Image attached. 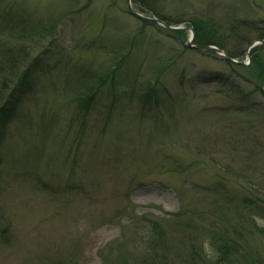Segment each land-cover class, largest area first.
Instances as JSON below:
<instances>
[{
  "label": "rangeland",
  "instance_id": "1",
  "mask_svg": "<svg viewBox=\"0 0 264 264\" xmlns=\"http://www.w3.org/2000/svg\"><path fill=\"white\" fill-rule=\"evenodd\" d=\"M146 1L232 51L264 26V0ZM176 31L0 0V264H264V79Z\"/></svg>",
  "mask_w": 264,
  "mask_h": 264
},
{
  "label": "trees",
  "instance_id": "2",
  "mask_svg": "<svg viewBox=\"0 0 264 264\" xmlns=\"http://www.w3.org/2000/svg\"><path fill=\"white\" fill-rule=\"evenodd\" d=\"M132 1L140 10L143 11V13L153 12V8H151V6L149 5V3L146 0H132ZM154 14L159 19L166 22L168 25L180 26V23H179V25H178V23H176V25L171 24L168 22L167 19L161 18V16L157 15L156 13H154ZM180 22L182 23V21H180ZM231 25H232L231 28H232V30H234L235 35H239L238 32H240L241 30L243 31L245 28H248L251 26V25L247 26L245 24V22L244 23L240 22L239 24L232 23ZM192 26H193V30L195 33V38H194V44L195 45H199V46L213 45V46H216V47L224 50L229 57L236 59L238 61H239L241 56L246 55L245 49L240 50V46H243V48L245 47V44L243 43V37H240V36L237 37V40L238 39L239 40H238V43L236 44V49L232 51V50L227 49L222 44L221 41L215 40V37H213L211 33L207 34L203 29H201V27L197 23H193ZM252 27L255 28L254 26H252ZM260 32H261V34H259L257 36V40H264V26H260ZM175 33L180 34V35L183 34V32H181V31H176ZM240 34H243V33H240ZM240 41H242V42H240ZM263 50H264V44L258 45L250 51V56L252 58V63H253L252 66L255 68V71L258 73V77L260 79H264V61L261 59V53H260ZM207 53H212V52L208 51ZM231 64L234 65L233 67L239 66V65H236L233 63H231ZM223 244H224V241L222 239V240H220V245H219L221 249L218 248L219 252H221L222 249L229 250L228 248L231 247V246H228V244H226V245H223ZM222 245H223V248H222ZM223 255H224V252H223Z\"/></svg>",
  "mask_w": 264,
  "mask_h": 264
},
{
  "label": "water",
  "instance_id": "3",
  "mask_svg": "<svg viewBox=\"0 0 264 264\" xmlns=\"http://www.w3.org/2000/svg\"><path fill=\"white\" fill-rule=\"evenodd\" d=\"M129 1V11L131 14L137 16V17H140V18H143V19H147V20H151L159 25H162L164 26L165 28L167 29H171V30H190L191 32V37H190V41L187 43V47L188 48H194V49H197V50H201V51H212L214 53H217L219 56H221L222 58H224L226 61L230 62V63H233V64H237V65H244V63H241L231 57H229L225 51H223L222 49L216 47V46H210V45H206V46H198V45H194L193 44V41H194V30L192 28L188 29V28H184V27H178V28H175V27H172V26H169L167 25L166 23H164L163 21L157 19V18H144L143 16H141L140 14H137L133 8L131 7V0H128ZM259 44H264V41H254L252 42L249 47L247 48L246 50V55L248 56L249 55V52L252 48H254L256 45H259ZM249 57V56H248ZM263 90H264V86H263Z\"/></svg>",
  "mask_w": 264,
  "mask_h": 264
}]
</instances>
